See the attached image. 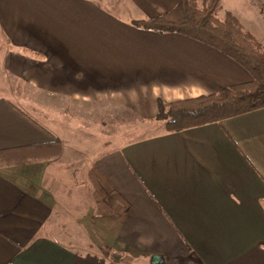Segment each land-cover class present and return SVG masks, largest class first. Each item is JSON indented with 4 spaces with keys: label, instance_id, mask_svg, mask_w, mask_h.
Segmentation results:
<instances>
[{
    "label": "crops",
    "instance_id": "0c3cea01",
    "mask_svg": "<svg viewBox=\"0 0 264 264\" xmlns=\"http://www.w3.org/2000/svg\"><path fill=\"white\" fill-rule=\"evenodd\" d=\"M177 1L0 0L1 74L28 86L34 96L27 99L45 116L119 117L125 126L130 113L153 119L157 98L250 81L209 45L131 23ZM225 11L264 49L255 1L221 0L219 19ZM14 98L0 91V264H97L105 248L135 264H264V107L162 129L88 159L82 145ZM81 163L86 168L72 180L87 196L72 202L71 214L92 251L72 247L56 225L64 205L55 184L66 165Z\"/></svg>",
    "mask_w": 264,
    "mask_h": 264
},
{
    "label": "trees",
    "instance_id": "16d2710c",
    "mask_svg": "<svg viewBox=\"0 0 264 264\" xmlns=\"http://www.w3.org/2000/svg\"><path fill=\"white\" fill-rule=\"evenodd\" d=\"M220 1L200 0L199 4V0H178L174 7L157 17L131 21L138 28L179 33L209 45L251 75L250 81L232 84L211 94L173 101L157 98L153 120L162 123L165 131L219 122L264 107V49L231 11H225L222 19L218 18ZM109 257L117 264L133 261L115 251ZM97 264L105 262L98 258Z\"/></svg>",
    "mask_w": 264,
    "mask_h": 264
},
{
    "label": "rangeland",
    "instance_id": "374dc122",
    "mask_svg": "<svg viewBox=\"0 0 264 264\" xmlns=\"http://www.w3.org/2000/svg\"><path fill=\"white\" fill-rule=\"evenodd\" d=\"M256 2V5L264 14V0H252ZM200 3V0L198 2ZM224 7V6H223ZM220 9L218 10V15ZM222 13V12H221ZM220 13V14H221ZM217 15V16H218ZM262 46V45H261ZM263 48V47H262ZM6 77V76H5ZM3 74H1L0 69V91L5 92L6 94H13L15 101L25 110L37 114L35 118L43 123H46L53 131H56V128H60L61 134L69 135V139L72 143L77 145H82L81 149H78L79 152L85 154V158H91L94 154L97 156L103 150H108L113 148L115 144L118 142H126L132 141L135 139H140L144 137H148L152 134H155L157 131L164 129L163 124L159 122H155L153 119H141L134 117L133 114H129L126 117L127 124H120L119 120L121 118H84L85 123H81L82 119L79 118H56L45 116L46 111L41 110L38 101H30L27 99V95L34 96L31 91L28 89V86L20 85V84H7V78H5ZM30 88V87H29ZM32 90V89H31ZM30 91V92H29ZM41 114V115H40ZM133 116V117H132ZM91 119H94L95 122H92ZM123 119V118H122ZM108 121V122H107ZM61 123L65 125L69 123V128L65 129L64 127H57V124ZM94 123V124H93ZM123 123V122H122ZM126 129V130H125ZM80 143V144H79ZM101 144H106V148L101 149ZM101 152V153H102ZM93 153V154H92ZM88 154V155H87ZM84 157V156H83ZM87 160V159H86ZM87 163V162H86ZM87 164H69L65 166V171L63 173V177L65 179H61L59 182L55 184L56 187V195L62 198V203L64 205V211L61 218L58 215L57 218V226L62 229L57 228L58 231H63L65 234V240L69 241L72 247L77 248L79 251H88L95 250L92 249L87 243H84L85 236L84 230L79 228L77 222L75 221V216L73 217L71 211L73 209L72 202L76 203V201L86 200V190L85 188L79 184L81 180L73 179L72 174H76L83 172L86 168ZM61 194V195H60ZM60 198V199H61ZM82 205L84 204L81 203ZM80 204V205H81ZM76 210L78 209L75 206ZM74 208V210H75ZM80 209V208H79ZM97 250V249H96ZM98 251V250H97ZM112 251V250H111ZM108 249L99 250V255L101 256L105 262V264H117L111 261L109 257V253L111 252ZM124 264V263H119ZM132 264H135V261H132Z\"/></svg>",
    "mask_w": 264,
    "mask_h": 264
}]
</instances>
